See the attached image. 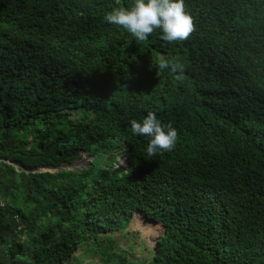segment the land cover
Returning <instances> with one entry per match:
<instances>
[{
  "label": "trees",
  "instance_id": "1",
  "mask_svg": "<svg viewBox=\"0 0 264 264\" xmlns=\"http://www.w3.org/2000/svg\"><path fill=\"white\" fill-rule=\"evenodd\" d=\"M128 3L0 0V264H264V0H185L172 43L104 21ZM149 111L178 130L154 157L130 128Z\"/></svg>",
  "mask_w": 264,
  "mask_h": 264
},
{
  "label": "clouds",
  "instance_id": "2",
  "mask_svg": "<svg viewBox=\"0 0 264 264\" xmlns=\"http://www.w3.org/2000/svg\"><path fill=\"white\" fill-rule=\"evenodd\" d=\"M104 21L125 29L138 41H145L159 29L162 39L172 43L186 40L194 31V19L186 9L185 0H129L126 7L110 10ZM158 70L175 73L183 70L176 60L161 59ZM131 134L146 137V154L154 157L160 151H172L178 139V130L172 123H163L155 112L149 111L141 120L130 121Z\"/></svg>",
  "mask_w": 264,
  "mask_h": 264
},
{
  "label": "rangeland",
  "instance_id": "3",
  "mask_svg": "<svg viewBox=\"0 0 264 264\" xmlns=\"http://www.w3.org/2000/svg\"><path fill=\"white\" fill-rule=\"evenodd\" d=\"M93 157L90 156L87 152L85 151H81V153L78 155V157L76 159H74V161L71 163H66L63 165V167L65 169H73V170H82L86 167H89L91 161H92ZM119 162L120 164H126V160L123 156H119ZM97 163V162H96ZM42 169H46V168H42ZM49 170H55L57 168H48ZM131 231L133 232V230H141V237L146 239V243L145 245L147 247L149 246H154L155 245V239L160 235L161 230H162V226L159 223H155L152 221H149L148 219H146L145 216L137 213L135 215V218L133 219L132 225H131ZM153 230L152 234H147L146 232L148 230ZM127 232L124 234L125 237L128 238L127 236ZM132 235V236H131ZM125 237L122 236L121 233H119L116 237L117 242L120 245V248L128 250L129 249V245L127 244L128 241H126ZM129 237H131V239L133 240L136 239L138 241L139 244H143L142 240L138 238V236L136 235V233L134 232L133 234H130ZM142 249L146 251V248L144 245H142ZM128 252H133L135 255L141 257V258H148V253H144V251H142L140 248H133L132 251L131 249L128 250ZM78 255L81 256V259L84 260L85 258L87 259H92L95 260L97 262H99V259L97 257H95L94 255H90L88 250L82 249Z\"/></svg>",
  "mask_w": 264,
  "mask_h": 264
},
{
  "label": "water",
  "instance_id": "4",
  "mask_svg": "<svg viewBox=\"0 0 264 264\" xmlns=\"http://www.w3.org/2000/svg\"><path fill=\"white\" fill-rule=\"evenodd\" d=\"M60 167H63V166H60ZM42 168H46L47 170H49L48 167L43 166V167H39V168H37L36 171L44 170V169H42Z\"/></svg>",
  "mask_w": 264,
  "mask_h": 264
},
{
  "label": "built area",
  "instance_id": "5",
  "mask_svg": "<svg viewBox=\"0 0 264 264\" xmlns=\"http://www.w3.org/2000/svg\"><path fill=\"white\" fill-rule=\"evenodd\" d=\"M3 204V202H1Z\"/></svg>",
  "mask_w": 264,
  "mask_h": 264
}]
</instances>
